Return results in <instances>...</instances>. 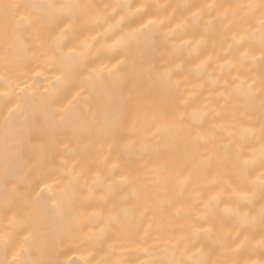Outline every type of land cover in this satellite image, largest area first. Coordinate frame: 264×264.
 Returning <instances> with one entry per match:
<instances>
[{
	"label": "bare ground",
	"instance_id": "bare-ground-1",
	"mask_svg": "<svg viewBox=\"0 0 264 264\" xmlns=\"http://www.w3.org/2000/svg\"><path fill=\"white\" fill-rule=\"evenodd\" d=\"M262 21L0 0V264H264Z\"/></svg>",
	"mask_w": 264,
	"mask_h": 264
},
{
	"label": "snow or ice",
	"instance_id": "snow-or-ice-1",
	"mask_svg": "<svg viewBox=\"0 0 264 264\" xmlns=\"http://www.w3.org/2000/svg\"><path fill=\"white\" fill-rule=\"evenodd\" d=\"M5 11H10V10H13V9H19L21 6L20 5H10V4H5L3 5ZM151 23V21L149 22ZM262 25H264V21H262ZM133 36H136V35H139V30H135L133 33H132ZM264 211V210H262ZM119 226V225H117ZM160 264H172V262H165V261H161Z\"/></svg>",
	"mask_w": 264,
	"mask_h": 264
}]
</instances>
